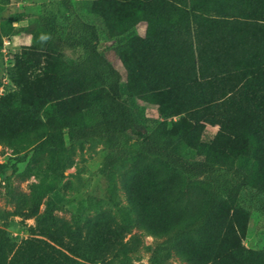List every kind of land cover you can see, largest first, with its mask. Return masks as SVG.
Returning <instances> with one entry per match:
<instances>
[{
	"label": "trees",
	"instance_id": "trees-1",
	"mask_svg": "<svg viewBox=\"0 0 264 264\" xmlns=\"http://www.w3.org/2000/svg\"><path fill=\"white\" fill-rule=\"evenodd\" d=\"M86 1L109 38L141 22L147 37L133 47L138 60L125 64L126 88L98 49V26L70 5L66 21L78 36L67 44L84 56L66 57L56 49L64 39L46 35L43 65L32 47L15 56L14 87L0 96V144H37L39 152L48 138L57 145L38 190L13 195L15 211L0 210L4 219L33 217L40 237L18 243L0 227V264H115L137 250L140 239L124 241L131 226L110 213L79 225L50 203L40 210L63 176L68 142L106 138L111 169L126 158L124 136L141 144L142 157L158 158L139 159L124 179L138 227L167 237L154 262L175 250L187 264H264V249L243 244L250 212L239 203L246 188L264 194V0ZM136 96L162 118L152 131L137 130ZM182 113L194 123L188 131L175 119ZM208 124L219 126L212 137Z\"/></svg>",
	"mask_w": 264,
	"mask_h": 264
},
{
	"label": "rangeland",
	"instance_id": "rangeland-1",
	"mask_svg": "<svg viewBox=\"0 0 264 264\" xmlns=\"http://www.w3.org/2000/svg\"><path fill=\"white\" fill-rule=\"evenodd\" d=\"M69 5L82 18L98 26L101 37L98 49L121 72V84L126 88L125 64L138 60L133 47L140 45V41L147 37L145 22L139 23L121 36L109 38L103 20L91 12L90 4L86 0H0V96L6 92L4 85L14 87L8 76L17 54L32 47L33 57L43 65L48 43L42 40L43 35L54 42L62 37L65 42L59 44L56 49L66 57L84 56L83 49L67 44V39L78 36L66 21L71 14ZM37 39L42 42L37 43ZM132 108L139 131H152L162 119L156 106L140 97L136 96ZM175 119L182 120L186 131L193 127L194 123L186 113L177 115ZM218 130V125L208 124L205 134L212 137ZM45 141V148L41 152L37 151V144H0V165H6L5 168H0L1 211H15L17 201L13 195L34 192L38 190L39 184L47 179L46 160L49 151L56 149L57 142L52 138ZM121 146L125 150L126 158L118 161L113 168L107 169L105 163L111 149L106 138L95 137L68 142L63 152V159L66 161L63 176L57 181L55 190L43 197L40 210H44L50 203L55 214L72 219L79 225H84L90 217L104 213H110L119 222L129 224L132 231L125 235L124 241L135 243L140 239V243L136 251L123 256L115 264H187L175 250H172L169 257L154 262L158 246L163 244L167 237L151 234L138 227L124 179L135 168L139 159L149 163L157 162L158 158L142 157L141 144L127 136L122 138ZM195 179L187 177V181ZM239 203L250 212L243 244L255 250L264 249V194H256L251 188H246L240 194ZM34 226L33 217L12 214L7 219L0 217V227L8 230L18 243L27 238L40 237L31 231Z\"/></svg>",
	"mask_w": 264,
	"mask_h": 264
},
{
	"label": "clouds",
	"instance_id": "clouds-1",
	"mask_svg": "<svg viewBox=\"0 0 264 264\" xmlns=\"http://www.w3.org/2000/svg\"><path fill=\"white\" fill-rule=\"evenodd\" d=\"M42 39H46V37H42Z\"/></svg>",
	"mask_w": 264,
	"mask_h": 264
}]
</instances>
